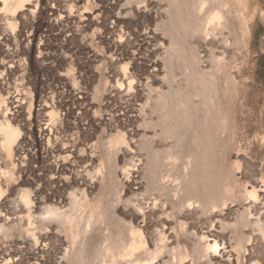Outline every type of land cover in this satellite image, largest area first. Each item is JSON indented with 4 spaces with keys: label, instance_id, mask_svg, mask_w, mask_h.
Returning <instances> with one entry per match:
<instances>
[{
    "label": "rangeland",
    "instance_id": "obj_1",
    "mask_svg": "<svg viewBox=\"0 0 264 264\" xmlns=\"http://www.w3.org/2000/svg\"><path fill=\"white\" fill-rule=\"evenodd\" d=\"M196 1L26 0L13 21L9 20L13 13L0 4V120L8 108L9 120L22 134L16 157L0 138V264L16 250L15 264H29V244L41 236H46L54 260L61 246L69 247L72 253L63 264H121L104 246L111 241L119 244L110 206L123 194L128 200L159 201L147 224L138 225L156 255L162 243L151 239L158 238L159 217L165 214L175 231L174 248L164 259L173 253L193 254L195 233L201 235L202 227H209L214 218L205 209L197 215L182 211L179 202L184 193L177 197L168 190L158 191L153 183L162 179L171 188L183 185L186 152L194 146L193 138L203 143L201 154L212 156L206 171L202 162L199 167L200 188L206 186L207 191L199 188L198 200L217 202L224 196L230 208L224 210L218 203L217 210L230 216L215 223L220 226L215 239L221 246L230 242L240 264H248L250 256L254 264H264V198L255 203L252 195L255 180L264 190V0H223L230 10L227 29L216 51L207 52L190 34L169 30L166 23L169 14L177 25L180 19L190 23ZM221 2L208 1L202 13L209 4L218 8ZM119 13L124 34L113 28L111 20ZM149 28L156 34L146 38L143 33ZM226 37L228 51H222ZM176 46L182 49L177 51ZM153 61L159 62L161 71L156 78L143 79ZM123 72L128 73L127 81ZM115 84L125 91L113 90ZM18 94L19 103L10 104L8 98ZM166 98L169 120L161 109ZM136 109L145 110L146 117L138 116ZM175 109L193 118L195 134L182 120L175 127L171 118L172 113L179 114ZM48 123L57 130L51 141L43 138ZM170 130H177L181 138L166 139ZM143 131L150 138L140 137ZM112 144L119 145L111 149ZM126 144L136 155L126 152ZM63 147L68 153H59ZM140 157L146 167L138 180L142 189L135 191L136 185L121 181L120 174L138 164ZM25 194L28 206L21 199ZM158 194L165 198L159 200ZM71 195L81 203L62 209H68V220L44 216L46 206H58L59 199ZM91 217L93 234L74 240ZM103 233L112 234L109 243L103 242Z\"/></svg>",
    "mask_w": 264,
    "mask_h": 264
},
{
    "label": "bare ground",
    "instance_id": "obj_2",
    "mask_svg": "<svg viewBox=\"0 0 264 264\" xmlns=\"http://www.w3.org/2000/svg\"><path fill=\"white\" fill-rule=\"evenodd\" d=\"M208 1L210 2L211 0H197L196 2L193 3V6H192L193 12L192 13H193L194 18L193 17L191 18L190 23H187L186 21L180 19L179 24L177 25L174 23L172 18L169 16L170 14L167 15V17H166V20H167L166 23H168L167 27L169 28V30H173L174 32L176 31L177 33L181 30V31L187 33L188 35L190 34L195 39V41L198 44H200V47H202L203 50L206 52L207 51H216L217 45L222 44L221 39L223 37L224 29L225 30L227 29L228 14L230 11L228 4L225 3L226 1L223 2V0H222V2L219 3V7H218L219 9L215 8L213 4H209L207 6V12L203 14L202 12L206 8V3ZM25 3H26V0H0V4L3 5L4 10L8 13L9 12L13 13L12 15H10V18H9V16L8 17L6 16V20H8L7 18H9V20L11 19L10 21H13L15 19L17 12L19 13L21 10L24 9L25 5H27ZM121 13H123V12H121ZM121 13L117 14L116 16H113L112 18L110 17V18L112 20L113 28L119 30V34H120V32H121V34H124V29H123V25H122L124 23V18L121 16L122 15ZM113 15H115V14H113ZM200 15H203V16L200 18ZM8 26L11 30L14 29V27H15L14 23H12V22H8ZM152 33L156 34V31L154 29L149 28V29L144 31L143 35H145L146 38H148ZM179 33H181V32H179ZM225 39H226V41H225L224 45L222 47H220V48H222V51H228V45L229 44L227 41V37ZM120 49L122 50L121 47H120ZM175 49L177 51H180L182 48L180 49L179 46H176ZM193 57H196V56L193 55ZM1 65H3V63H1ZM0 69H2V68H0ZM145 71L148 73L147 74L148 76L146 78L144 77L143 79L148 80L150 75L152 77L156 78L157 74H159V72L161 71L159 62L153 61V62L149 63L147 65V68ZM2 75L3 74L0 72V79H2V77H3ZM122 75H123V79L127 81L128 77H129L128 73L123 72ZM128 83L132 87V82L129 81ZM0 84H1V82H0ZM139 86H142V85H139ZM112 89L125 91L122 88H120L118 84L113 85ZM174 92L177 93L178 90H175ZM126 93H128V91H126ZM165 93H167V92H165ZM175 93H174V95H175ZM166 97H167V95H166ZM8 99L10 101L9 102L10 104H14L15 102H18L20 100V95L18 94L16 96H11ZM176 102H177V100L175 101V103ZM16 104H15V106H16ZM161 104H162V102H161ZM12 106H14V105H12ZM161 109H162L163 113L165 114V117H167L166 120H169L170 115L168 114L169 110H168L167 98L163 101ZM10 110H12V109H10ZM135 111H138V113H137V114H139L138 116H140V117L143 116V118L146 117L144 114L145 110L136 109ZM175 111H176V113H179L177 109H175ZM9 116H10V111L7 108L6 112H4V114L2 116L3 120H0V138L2 139V144H3L4 148L9 152V154L16 157V154L18 152L17 145L21 139L22 134H21L20 128H18L17 126H14L12 124V122L9 120ZM171 118H172V121H173V124L175 125V127H176L177 120H179V121L182 120L184 123L188 124V127L191 130V133L193 132L192 134H195L194 122L191 121L193 118L189 117L187 112H184L183 114L179 113L176 116H175V114L172 113ZM144 120H146V119H143V122H144ZM163 120L166 121L165 119H163ZM172 121H171V123H172ZM139 130L140 129H137V131H139ZM172 130L167 131L165 133L166 139H171V138H173V136L177 137V135H178V139H180L181 138L180 133L177 132V130H174V131H172ZM43 134H44L43 138L45 137V139H47L48 141H51L52 139L56 138L57 130L54 127H50V125L48 123V126L43 130ZM140 137L145 138V139L150 138V136H148L147 131H143L140 134ZM133 138H131V140H130V142H132V143L134 142ZM121 140L123 142V139H121ZM192 142H193L194 146L192 145L193 147L189 150V152L188 151L186 152L187 157H186L185 171L181 177L182 181H183L182 186L177 185V187L174 186L175 188L174 187L171 188L169 186L170 187L169 188L168 185L165 183L166 181H163L162 179L156 180L158 182H156L155 180L154 181L152 180V181L154 184H156V189L158 191L168 190L170 192H173V194L177 197H179L177 195L178 193H180V194L184 193L185 194L184 199L179 202L180 209L182 211L187 210L189 213L196 214V215L199 213V211H201V209L202 210L205 209L207 211H210L209 215L211 216V218H214L213 223H211L209 225V227H204V228L202 227V229L200 230L201 235H198L199 233H195V238L198 240V242H197V245H196V248H195L193 254H190V253H185V254L173 253V256L169 260L166 261L164 259V257H165L164 254H166L167 252L171 253L170 251H168V249L174 248V247H171V245H173V242H174L172 234L175 231L174 230L175 228L171 227L170 224L168 223V219H167V217H165L166 214H165V216L159 217V225H160L159 228H160V230H158V238L151 239L152 242H156V241L159 242L160 241L159 243H162L161 248L158 250V252H159L158 255H156L153 252L154 250L150 249L147 241L142 238L140 231L138 229L139 223H143V224L146 223L147 224L149 217H150V215H149L150 212L153 209H155V207L157 206V202H159V201L151 203V198H153V197L150 198V202H148V198L146 201L144 199L142 200L141 197H140V200L135 199V198H133L132 200L131 199L128 200V199H125L123 197V195H124L123 194V195L119 196V198L116 200V202L112 206H110V207H112L111 208V217H112V221H113L112 225L114 226V229L117 230V232L115 234L116 235L118 234L117 238H119V240H118L119 244L114 245L112 241H111L110 245L106 244V243H109V241L112 239V234L111 233H105V234L103 233L105 236L103 238L104 239L103 242H106L105 243L106 245L104 246V251L107 254L112 252L113 257H117L116 259L117 260L119 259L121 264H163V263H168V264H233L234 261H237V264H240L239 259L237 258V260H236V258L234 257V255L235 256H237V255H236V252L233 249L231 243L228 242V244H227L226 242H224L221 246V245H219V243L217 241L218 239L217 240L215 239L216 234L218 232L217 230L220 227V226H217L215 223L221 222L223 215H226L228 217L230 216L229 213L223 212V209L226 210L229 208V206H227V204H226L227 199H225V197L223 196L224 198L223 197L217 198V202H215L213 200L211 202L210 200H207L208 198H205L207 201L210 202V203L209 202L207 203L205 201L203 202V200L202 201L198 200V198H197V196L199 195V191H200L199 190L200 184H199V180H198V174H199V170H200L199 167L201 166V162H202L203 167L205 168V171H206L207 170L206 168L209 166L208 165L209 163H207V162L212 161V156H210V155L206 156V153L201 154V150L205 151V149H203L204 145L201 141L197 140L196 138L195 139L193 138ZM207 143H208L209 147H213L212 146V144H213L212 140L207 141ZM117 145H119V144H117ZM117 145L112 144L110 148L113 149L114 146H117ZM125 146H126L125 150L129 155H131V156H133V154L136 155L134 148L129 146V144H126ZM119 147H122V146L120 145ZM55 151H56V149H55ZM62 152H64V153L67 152V148H65V147L61 148L59 150V153H62ZM131 159H133V158H131ZM137 162H138V164L133 165V167H130L127 170H124L127 167L124 168L123 169L124 171H122L120 174V177L122 179L121 181H125L126 183H128V185L130 187H132V185H136L135 188H133L135 191H139L140 189H142L140 182L138 180H139V175L141 174L142 171H144V168L146 167V165H144V160L141 157H140V159L137 160ZM182 169H180V171ZM59 170H61V169L59 168ZM152 174H153V172H152ZM149 177L150 176H148V178ZM155 177H156V175H155ZM161 177H163V176L161 175ZM56 178L58 179V182H60L63 179V177L60 175ZM153 178H154V176H153ZM254 182H255L254 183L255 184L254 185L255 191L252 193V195H253L254 201L256 203V202H259V200L264 198V194L257 195L256 189H258V191L261 193H264V190L262 189L263 186L261 185V181L255 180ZM208 183H209V181H208ZM80 184H82V182ZM124 186H126V184ZM201 190L207 191L206 186H205V188L203 187ZM81 194H82V192H81ZM81 194H79V195H81ZM1 196H2V190L0 189V197ZM82 196H83V194H82ZM136 196H138V194ZM158 196H159V194H158ZM159 197H160L159 200L161 198H163V199L165 198L163 196L162 197L159 196ZM209 198H210V196H209ZM227 198H228V196H227ZM21 199L27 206L30 204V198H29L28 194H25ZM170 199L172 200V198H170ZM176 199H175V201H176ZM155 200H156V198H155ZM43 201H45V200H43ZM80 201H81L80 198H78L76 195H71L69 198L67 197V198L61 199V200L59 199L58 206H52V205L46 206L44 208L43 214L46 218H57V219L68 220V214H67L68 209H67V211H64L62 209L67 205H70V207L72 206V208H73L74 206L79 205ZM113 202L114 201H112V203ZM218 203H220V204L222 203V206H223L222 211L217 210V207L219 206ZM160 204H161V201H160ZM201 213H204V212L202 211ZM169 216H170V214H169ZM259 217H261V216H259ZM92 218H94V217H91L90 220L86 221V223L84 224L85 225L84 229L83 228H82L83 230L81 229L82 231L80 232V234H78V235L76 234L77 236L75 237L74 240L79 241L78 236H80L82 234L86 235V234H89L91 232L92 225H93L92 224ZM104 218L105 217H103V219ZM72 219H73V217H72ZM209 219H210V217H209ZM209 219H207V220H209ZM101 220L102 219H100V223L104 224L103 228L107 227L106 229H108V226H107L108 224L105 226L106 222L103 223ZM106 220H108V219H106ZM100 223H99V225H100ZM221 224H222V222H221ZM236 225H238V224H236ZM221 226L223 227V225H221ZM243 226L246 227V226H248V224L245 223V224H243ZM101 227H102V225H101ZM91 233L89 234L90 236H91ZM236 233H238V232H236ZM230 236H231V234H230ZM236 236H238V234ZM232 238L233 237L231 236V239ZM176 242H177V239H176ZM74 245H75V243H74ZM72 251H74V250H72ZM104 251H103V253H104ZM101 252L102 251L99 252L100 253L99 256L101 255ZM71 253L72 252L70 251L69 247L61 246L59 248V252H58V255H59L58 260H54V259L50 258L51 252H50V245L48 243V240H47L46 236H41L40 239H37V240H35L29 244V259H30L29 264H63L64 262L66 263V260L69 259ZM97 253H98V250H97ZM18 255H19V251H17V250L14 251L13 253H8L5 257H3V261L5 264H15L18 260V257H17ZM106 262H104V263H106ZM246 262L248 264H254L252 256L247 258ZM97 263L99 264V262H96V264ZM102 264H103V262H102ZM115 264H117V262Z\"/></svg>",
    "mask_w": 264,
    "mask_h": 264
}]
</instances>
